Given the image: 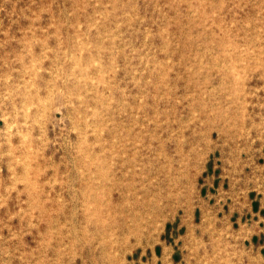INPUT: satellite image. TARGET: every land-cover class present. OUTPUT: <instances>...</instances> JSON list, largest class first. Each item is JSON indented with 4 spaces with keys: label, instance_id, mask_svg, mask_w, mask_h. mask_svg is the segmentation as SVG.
I'll use <instances>...</instances> for the list:
<instances>
[{
    "label": "rangeland",
    "instance_id": "rangeland-1",
    "mask_svg": "<svg viewBox=\"0 0 264 264\" xmlns=\"http://www.w3.org/2000/svg\"><path fill=\"white\" fill-rule=\"evenodd\" d=\"M0 264H264V0H0Z\"/></svg>",
    "mask_w": 264,
    "mask_h": 264
},
{
    "label": "bare ground",
    "instance_id": "bare-ground-1",
    "mask_svg": "<svg viewBox=\"0 0 264 264\" xmlns=\"http://www.w3.org/2000/svg\"><path fill=\"white\" fill-rule=\"evenodd\" d=\"M95 170L100 172L102 169L97 167V168H95ZM107 173H108V171L105 170V174H107ZM102 175H104V171L102 172ZM118 213H120V212H118ZM121 219L122 218H116L115 215L112 216L110 222L108 223V226H111L110 228H113V226H115L114 228L117 227V229H119L120 231H123V229H124L123 228V226H124L123 223L124 222L122 221L123 219L122 220Z\"/></svg>",
    "mask_w": 264,
    "mask_h": 264
}]
</instances>
